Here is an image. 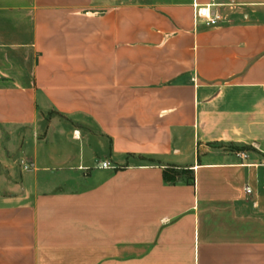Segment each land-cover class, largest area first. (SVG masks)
Segmentation results:
<instances>
[{"label":"crops","instance_id":"obj_1","mask_svg":"<svg viewBox=\"0 0 264 264\" xmlns=\"http://www.w3.org/2000/svg\"><path fill=\"white\" fill-rule=\"evenodd\" d=\"M0 264H264V0H0Z\"/></svg>","mask_w":264,"mask_h":264},{"label":"built area","instance_id":"obj_2","mask_svg":"<svg viewBox=\"0 0 264 264\" xmlns=\"http://www.w3.org/2000/svg\"><path fill=\"white\" fill-rule=\"evenodd\" d=\"M215 5L214 2L207 5H196V18L199 20H204L208 26H217L221 22V14L218 10H213L211 7ZM240 157L243 159L248 158L246 153H240ZM101 167L110 168L111 162L109 160H104L100 162ZM20 166L23 170L29 171L33 168V164L27 160H20ZM247 193H251V189L247 188Z\"/></svg>","mask_w":264,"mask_h":264},{"label":"trees","instance_id":"obj_3","mask_svg":"<svg viewBox=\"0 0 264 264\" xmlns=\"http://www.w3.org/2000/svg\"><path fill=\"white\" fill-rule=\"evenodd\" d=\"M164 177L167 182L175 183L178 181H187L194 183V172L189 169L178 170L174 168H168L164 171Z\"/></svg>","mask_w":264,"mask_h":264},{"label":"rangeland","instance_id":"obj_4","mask_svg":"<svg viewBox=\"0 0 264 264\" xmlns=\"http://www.w3.org/2000/svg\"><path fill=\"white\" fill-rule=\"evenodd\" d=\"M103 155L101 154H98V157H97V162L100 163L102 161V159H99V158H102ZM20 164V163H18ZM20 166V165H19ZM21 167V166H20Z\"/></svg>","mask_w":264,"mask_h":264}]
</instances>
